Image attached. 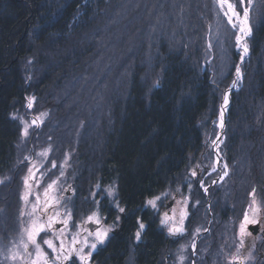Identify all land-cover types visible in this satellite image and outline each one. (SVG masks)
Instances as JSON below:
<instances>
[{
	"label": "trees",
	"instance_id": "obj_1",
	"mask_svg": "<svg viewBox=\"0 0 264 264\" xmlns=\"http://www.w3.org/2000/svg\"><path fill=\"white\" fill-rule=\"evenodd\" d=\"M219 17L213 0H0V178L10 173L0 183L3 241L16 229L20 207L14 166L21 127L13 115L28 96L43 104L59 100L61 109L78 96L82 104L65 110L60 127L62 145L75 148L79 165L74 202L87 212L94 185L115 182L126 209L91 264H172L178 239L146 202L174 187L190 198L187 230L197 223L206 229L211 212L195 264H228L226 222L240 219L253 187L264 202V0H252L249 53L241 63L235 31L220 37L213 30ZM236 65L242 80L229 95L219 148L229 175L209 189V209L190 170L201 157L208 163ZM103 191L99 210L112 224L118 212ZM138 218L146 225L139 243Z\"/></svg>",
	"mask_w": 264,
	"mask_h": 264
},
{
	"label": "snow or ice",
	"instance_id": "obj_2",
	"mask_svg": "<svg viewBox=\"0 0 264 264\" xmlns=\"http://www.w3.org/2000/svg\"><path fill=\"white\" fill-rule=\"evenodd\" d=\"M213 3L218 6V14L222 15L227 19V23L231 25L233 29L238 28V34L236 35V46L241 51V61L244 60V57L249 52V47L246 42V38L251 34V26L249 23L250 20V6L252 0H238V4L242 9L241 12L237 11V3L231 2V0H213ZM212 48V44L209 42L208 49ZM236 80H234L233 86H236L237 82L242 79L241 67L236 65L235 67ZM159 81L156 82L158 85ZM35 97L28 98L27 107L30 109L33 107V101ZM228 103V95L224 96V105ZM47 115L46 113H41V116ZM13 119L17 117L13 115ZM224 112L223 108L220 113V127H224L223 123ZM39 117L34 119L31 124L36 125ZM42 123V121H41ZM31 127L30 124L24 122L22 136L26 138L29 135L28 129ZM217 141H219V136L216 140L212 141L213 146L219 147ZM51 149H45L39 153V156L42 160H46L48 153ZM24 161L28 162V171L27 175L24 178L25 185V194L22 199L26 203L32 204V211L28 213L29 220L26 225L23 226L22 232L20 234V241L14 247L7 249L0 248V256H3V259L0 260V264H4L5 261L8 264H90L92 259L93 252L97 250L98 245H103L108 239L109 233L112 231L113 226L105 227L101 222L102 218L99 215V210L92 211L90 215L87 216L85 223L91 222L97 225L95 229L89 230L86 227H83L80 231L70 232L66 231L68 229L69 221L72 217V210L67 207V202L70 200V197L66 198L62 195H56V193H62L66 191H73L69 185L67 188L63 187L60 183V178L65 175L64 166L67 164V159L64 164L60 166L59 176L55 179L49 178V182L46 183V186L43 188V200L41 199V193H35L34 202L29 201V196L32 195L31 188H39L41 183L45 181V178L48 177V174L52 169L57 168V163L51 161V168H45L44 171H41V168L44 167L41 162L39 165L29 156L24 157ZM219 160L216 161V164L212 166V171H217V165ZM38 174V176H37ZM191 175L195 177L197 172L192 171ZM229 175L228 164H223V171L219 174L218 179L223 181L225 177ZM31 181V183H30ZM0 183H3L0 180ZM217 180H213L212 184H216ZM200 186L204 189V192L207 193L208 189L204 187L203 181H200ZM99 187V185H97ZM191 188V185H189ZM95 195V194H93ZM107 195L113 197L112 203L117 209L118 213H125V207L121 206L119 199H117L118 193L114 187H109L107 190ZM167 195V194H165ZM251 201L248 204L247 210L243 214V220L239 224V244L237 245V250L234 254L231 255V258L228 261V264H245V261L253 260V251L255 249V243L253 242L251 249L248 251L246 257H242L240 250L245 247L246 237H252L253 233L248 231V225L260 224V232L264 233V223H261V215L264 214V205H262L257 199V190L253 187L251 193ZM160 197H154L147 201L148 205H151L152 208L156 209V201ZM98 205V201L96 202ZM180 204V201L176 202ZM186 203V202H185ZM197 204L199 201L196 202ZM63 209L61 213L60 209ZM176 208H172V215L170 216L168 212L163 213V217L160 220L161 226L167 227L169 235H183L186 231L184 227L185 219L188 216L187 211L181 210L179 214V220L176 219ZM24 213H21L23 215ZM120 220V216L117 215L116 221ZM59 223L60 228H55L54 225ZM137 230L134 233V240L139 243L142 240V233L146 228V225L139 218L137 219ZM81 228L80 225L76 226ZM208 231V229H204ZM201 232V228L197 227L194 230L195 235H198ZM44 235H41V234ZM51 234V235H49ZM264 239V236L253 237V240ZM58 241V243H57ZM46 246V247H45ZM193 254H195L196 244L193 240L191 244ZM47 249V250H46ZM50 250V251H49ZM185 251V246H181L179 254V262L183 264L186 257L183 255ZM193 264L195 262L193 261Z\"/></svg>",
	"mask_w": 264,
	"mask_h": 264
},
{
	"label": "rangeland",
	"instance_id": "obj_3",
	"mask_svg": "<svg viewBox=\"0 0 264 264\" xmlns=\"http://www.w3.org/2000/svg\"><path fill=\"white\" fill-rule=\"evenodd\" d=\"M246 6H247V0H246ZM237 11L241 12V17H242V9L237 7ZM229 29L235 31V33H236L235 37H236V35L238 34V28L233 29L231 27V25H229L227 23V19L222 15V13H220V17H219L218 21L216 22V24L214 25L213 30H215V33L221 37V35L227 34V31ZM251 33H252V31H251ZM235 37H234V40H236ZM249 37H250V35L247 38H249ZM227 40L230 41L229 38ZM219 47H220V50H223V49L225 50V48L223 47V43H219ZM235 51H237L236 45H235ZM237 53L240 56V53L238 51H237ZM218 56H219L220 61L222 59H224V53L223 52L218 53ZM225 58H226V56H225ZM221 63H222L221 65L225 64L224 60H222ZM225 70H226V68H225ZM73 81L74 80L69 79L67 81V83H65V84L71 85L73 83ZM91 86H92V84H90V87ZM237 87H235V88H237ZM71 88H73V86ZM104 89H105V87H103V90ZM226 89H224V91ZM87 90H89L88 87H87ZM105 92H106V90H105ZM53 94L55 95V93H51V95H53ZM30 97H34V96H28V98H30ZM64 97H66V95ZM28 98H27L26 103L24 104L25 106L23 107V109L15 112V116L17 117L16 119L19 122L20 127H21V133H20V137H19L20 139H19V141L17 143V147H16V150H17L16 161L17 162H16V166H14V170H16V167H17V172L19 173V176H20V177H18L19 183H21L20 188L18 190L20 207H19L18 217L16 219V224L14 225L16 227V229L14 231L12 230L13 234L10 237H8L7 241L6 240L3 241V239L0 238V248L4 249L5 251H7V249L12 248V247H14V245L19 243L22 228L24 225L27 224V222L29 220L28 213L32 211V204L26 203L25 200L22 199V197L24 196L25 191H26L25 185H24V178L27 175L28 166H29L28 162L24 161V157L25 156L31 157L37 163V165H39L42 162L44 167L41 168V171H44L45 168H51V161H55L57 163V168L51 170V172L48 174V177L45 178V181L41 183L39 188L33 187L30 189L32 192V195L29 196V201H32V202H34L36 192L41 193V199L43 200V188L46 186V183L49 182V178L55 179L57 176H59L60 166L62 164H64L66 159H67V164L64 166L65 175L60 178L61 185L65 188H67L70 185L71 189L74 190V183L76 181L74 179L77 176V174L79 173V165L77 164V158H76V153H75L76 150H75V148L73 149V148H69L68 146L62 145L63 144L62 140L65 139V136L62 132V129H60V127H61L62 123L65 122V119H63V117H65V114H64L65 110L69 111L74 106H76L77 104L81 105L82 104L80 102L81 99H79L78 96L76 98L74 96L73 100L68 99L69 101H74L73 105L70 106L69 108L61 109L60 106L58 107L59 100L56 102V104L49 103L47 101H46V103L43 104V103H40V101L36 100V98H35V100L33 101V107L29 109L27 107ZM50 100H52V99H50ZM221 101H222V99H221ZM54 107H56L57 109H55ZM219 112H220V109H219ZM41 113H46L47 115L41 116ZM37 117H39V120H37V124H39V127L31 124V122L34 119H36ZM41 121H42V123H41ZM24 122H27L28 124L31 125V127H29V129H28L29 135L26 138H24L22 136ZM82 125H84V124L81 123L80 127L78 128L77 132L75 133L76 136L80 135V132H81L80 128ZM214 138L212 140H210L211 144L209 147L210 153H208V155H209L208 156L209 157L208 163L204 164L203 159L201 157V159L198 163L199 165L196 167L194 166V168H191V170H190L191 173L193 170H195L197 172L198 186H200V181L202 180L204 187H206L208 189V192H209V189H211V188L214 189L217 186H221L220 184L225 180V178H227V177H225L223 181H220L218 179L219 174L223 171V164H224L223 159L220 162L221 164L218 167V170L216 172L212 171V166L214 164H216L215 163L216 152H214L213 144H212V141L214 140ZM222 143H223V140H221V144L219 145V148L222 146ZM45 149H51V150L48 153L47 159L42 160V158L39 156V153L44 151ZM221 157H222V155H221ZM221 165H222V167H221ZM203 168H205V170H203ZM228 171H229V167H228ZM9 176H10V173L5 174V176L0 178V180L5 181V180L9 179ZM37 176H38V174H37ZM213 180H217V183L212 184ZM30 183H31V181H30ZM109 187H114L116 192H117V186H116L115 182L105 186L104 188H102L100 186L97 187V185H94V188H93L92 192L90 193V197H88L86 199V201H88V204L84 205V208H86L89 211L84 212V213L81 210L82 206H81V208L79 205L76 206V203H75L76 201L74 200L75 199V192L70 190V191H66V192H62V193H59V192L56 193V195H62L66 198L70 197V200H68L66 202H67V207L72 210V217H71V220L69 221L68 229H66V231L76 232V231H80L83 227H86L89 230H91L89 224L94 225L93 229H95L97 227V225H95L94 223H91V222L85 223V221H86L87 216L90 215L92 213V211H96L97 208L99 210V203H100L99 199H101L100 195L102 194L101 192L103 190H104L103 195L105 197H107V199L109 201H111V203H112L113 197H110L107 195V190L109 189ZM201 190H202V195L204 197H207V205L206 206H207V208H209L210 200L208 197V192L205 193L204 189L202 187H201ZM93 194H95V195H93ZM165 194H167V195H165ZM157 196H159L160 199L156 201V204H157L156 209L152 208L151 205H148L147 202H146V205L150 209L154 210V213L156 214L157 221H159L160 226H161L160 220L163 217V213L168 212L169 215L171 216L172 215V212H171L172 208H176V210H177L176 211L177 221L179 220V214H180L181 210L187 211L188 216H189L190 211L188 209V205L190 202V198L188 197V194H185L182 192V189L180 187H174L172 189H167V190L161 192V194L156 195L154 197H157ZM154 197H152L150 199H153ZM257 199L262 205H264V202H262V198L259 197L258 194H257ZM97 201L99 202L98 205L96 203ZM177 201H180L181 203L177 204L176 203ZM250 201H251V196L248 199V201L245 204H243L245 206L244 207L245 209H244L239 220L232 218L229 222H226L225 234L227 235V237L225 238V241L230 247L232 246V248L229 252L224 250L223 255L226 257L227 261H229V259L231 258V255L234 254L237 250V245L239 244V236H238L239 224L243 220V214L247 210V207H248V204L250 203ZM112 205L115 208L113 203H112ZM88 208H90V209H88ZM60 211H61V213H63L62 208L60 209ZM116 212H118L117 209H116ZM21 213H24V214L21 215ZM99 215L102 218L100 210H99ZM118 215H120V213H118ZM210 215H211V212L209 211L207 214V220H206V229H208V231H209V225L211 223ZM188 216H187V218H188ZM187 218L185 219V222H184V227H185L186 231L183 235H169L167 227L161 226L165 230V232L170 236L171 239H174V238L178 239L179 245L177 246V248L175 249V252L173 253L174 259H173L172 264H180L178 257H179L180 249H181L182 245L185 246V251L183 252V255L186 257L183 264H193V261L195 262V258H196L197 253L195 250V254H193L191 244L193 243V240H194V242L196 244V249H197L198 236L201 234H204V233H208V231H204L202 229L201 232L198 235H195V238H194V232L192 233L189 230H187ZM260 219H261V223H264V214L261 215ZM120 221L121 220L116 221L115 223H112V224L111 223L105 224L103 222V218H102L101 222L104 224L105 227L113 226L112 231L109 233L108 238L110 237L111 233L118 231L120 224H121ZM77 225H80L81 228H77L76 227ZM252 226H255L257 228V232L255 234H253L252 237H246L245 247L240 250V254L242 257H246L248 254V251L251 249V246L254 242L255 243V249L253 251L254 259L249 260V261H245V264H253V262H255L257 259L264 262V239H257L255 241L253 240V237L264 236V233L260 232V224L248 225V231H251L249 227H252ZM54 227L60 228L61 225L59 223H57L54 225ZM197 227H201V226L197 223V225L193 229V231ZM41 235H44V234L42 233ZM49 235H51V234H49ZM107 240L105 241V243L107 242ZM57 243H58V241H57ZM100 246L101 245H98L97 249ZM2 259H3V256H0V260H2ZM4 264H8V262L5 261ZM18 264H19V262H18ZM77 264H79L78 261H77ZM90 264H91V260H90Z\"/></svg>",
	"mask_w": 264,
	"mask_h": 264
},
{
	"label": "bare ground",
	"instance_id": "obj_4",
	"mask_svg": "<svg viewBox=\"0 0 264 264\" xmlns=\"http://www.w3.org/2000/svg\"><path fill=\"white\" fill-rule=\"evenodd\" d=\"M244 42L247 43V39H246ZM237 51L240 53L239 62L241 63V51H242V49H240V48L237 47ZM244 59H245V57H244ZM239 66H240V65H239ZM234 80H236V73H235L234 78H233V81H234ZM233 81H232V82H233ZM237 83H238V82H237ZM231 85H232L231 89H230V90H225L224 93H223V95H222V96H225V94H227V95H228V100H229V98H230V96H229L230 93L235 89V87H236L238 84H236V86H233V83H232ZM227 104H228V103H227ZM222 108H223L224 119H225V116H226V112H227L228 107H227V105H224V97L222 98V101H221L220 104H219L220 112H219V115H218V122H217V127H218V130H219V133H218V135H217V136H219V141H217L218 145H220V144H221V140H223L224 132H225V126H226V121L223 119L224 127H223V128L220 127V113H221ZM21 110H22V109H21ZM217 136H215V137H216L215 140L217 139ZM213 149H214V152H217V155H216V161L219 160V164L217 165V170H218V167H219L220 164H221L220 162H221V160H222V157H221V153L219 152V147L217 148V147L213 146ZM216 161H215V163H216ZM221 167H222V165H221ZM215 172H216V171H215Z\"/></svg>",
	"mask_w": 264,
	"mask_h": 264
},
{
	"label": "water",
	"instance_id": "obj_5",
	"mask_svg": "<svg viewBox=\"0 0 264 264\" xmlns=\"http://www.w3.org/2000/svg\"><path fill=\"white\" fill-rule=\"evenodd\" d=\"M251 35V34H250ZM232 82L229 84V87L226 89V90H230L231 89V87H232ZM229 100H228V104H227V106L229 105ZM225 121H226V118L224 119ZM218 133H219V131L217 132V134H216V136L218 135ZM216 138V137H215ZM215 138H214V140H215ZM216 155H217V152H216ZM89 226H90V229L92 230L93 229V227H94V225L93 224H89ZM250 228V230H251V232L253 233V234H255L256 232H257V228L255 227V226H252V227H249Z\"/></svg>",
	"mask_w": 264,
	"mask_h": 264
}]
</instances>
